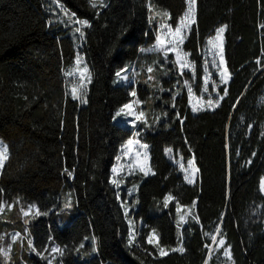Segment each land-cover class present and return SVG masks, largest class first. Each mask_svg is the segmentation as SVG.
<instances>
[{
	"label": "trees",
	"instance_id": "obj_1",
	"mask_svg": "<svg viewBox=\"0 0 264 264\" xmlns=\"http://www.w3.org/2000/svg\"><path fill=\"white\" fill-rule=\"evenodd\" d=\"M55 2L87 22L79 47L90 80L82 97L69 91L66 71L78 46L70 26L53 20ZM149 4L167 8L177 23L188 0H0V137L8 145L0 208L17 200L37 204L43 215L29 222L35 245L61 246L62 264H216L209 245L217 232L234 264H264V0H196L183 46L195 63L194 88L199 93L203 86L201 46L222 24L231 76L218 86L213 108L194 112L182 85L165 119L138 126L150 146L153 173L142 178L137 207L126 214V191L112 182V166L133 129L114 121V112L131 95L114 78L140 47L156 40ZM172 73L181 81L192 78L190 71ZM166 147L185 161L194 159V183L186 181ZM64 189L74 195L68 214L59 211ZM177 204L194 207L181 225ZM15 213L18 220L0 221V233L24 230ZM152 231L156 243L149 240ZM161 247L169 252L161 254ZM17 254L11 264L20 263ZM21 255L28 264H50L25 247Z\"/></svg>",
	"mask_w": 264,
	"mask_h": 264
},
{
	"label": "rangeland",
	"instance_id": "obj_2",
	"mask_svg": "<svg viewBox=\"0 0 264 264\" xmlns=\"http://www.w3.org/2000/svg\"><path fill=\"white\" fill-rule=\"evenodd\" d=\"M53 20L62 26H70L68 32L73 36L77 44V54L74 65L66 71L70 80L69 91L76 97H82L85 87L90 80L89 64L80 47L83 40V27L87 22L79 19L61 3H54ZM150 22L157 23V34L154 43L140 47L139 55L135 60L126 61L124 67L115 75L114 83L123 84L129 87L131 99L118 107L114 112V121L133 129L132 135L120 145L115 162L112 166V182L121 193L126 191V197L122 199L124 211L129 213L130 209L137 207V192L143 177L153 173L150 161V146L139 136L140 124H152L161 122L168 114V108H173L175 99L182 92V85L187 90L189 105L196 112L216 105L219 100L218 86L227 83L230 79V72L227 68L223 54L224 36L226 25H219L214 34L210 36L201 46V52L205 59L203 86L198 93L194 88L195 63L184 51V42L195 22L196 0H188V6L183 16L174 23L171 20L167 8L157 4L150 5ZM169 64L173 66L170 67ZM177 71L183 74L190 71L192 78L182 81L178 75L172 73ZM143 96V98H142ZM166 155L184 174L186 181L194 183L198 177V169L194 159L184 160L182 154L175 153L172 147H166ZM8 157V145L0 137V175L4 163ZM264 183V179H263ZM171 197H166L169 202ZM74 195L70 189H64L61 194V205L59 211L63 214L71 213L73 208ZM19 210L26 226L24 230L13 228L10 231L6 228L0 233L2 243L1 263L11 264L15 253L20 257L19 264H28L22 257L24 247L28 251L44 256L50 264H62L61 255L63 249L56 243H48L42 250L35 245V236L29 228V222L43 215L37 204L30 202L24 205L16 202H3L0 208V221H16ZM194 207L189 205H176V223L181 225L192 216ZM13 215V216H12ZM13 217V219L10 217ZM130 226V238L135 235L134 223L128 217ZM149 240L153 243L158 241L155 231L151 232ZM210 252L218 261L216 264H234L230 246L224 238L214 237L213 243L209 245ZM174 249L182 250L181 246ZM161 254H166L169 249L161 247Z\"/></svg>",
	"mask_w": 264,
	"mask_h": 264
},
{
	"label": "crops",
	"instance_id": "obj_3",
	"mask_svg": "<svg viewBox=\"0 0 264 264\" xmlns=\"http://www.w3.org/2000/svg\"><path fill=\"white\" fill-rule=\"evenodd\" d=\"M263 179H264V176L261 178L260 189L264 193V183H263Z\"/></svg>",
	"mask_w": 264,
	"mask_h": 264
},
{
	"label": "water",
	"instance_id": "obj_4",
	"mask_svg": "<svg viewBox=\"0 0 264 264\" xmlns=\"http://www.w3.org/2000/svg\"><path fill=\"white\" fill-rule=\"evenodd\" d=\"M217 234H218V232H217ZM217 234H216V236H215V237H217Z\"/></svg>",
	"mask_w": 264,
	"mask_h": 264
}]
</instances>
